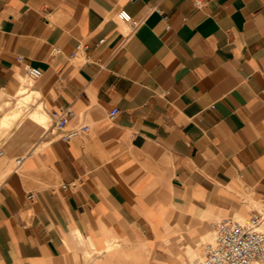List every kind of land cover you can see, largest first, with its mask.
Returning a JSON list of instances; mask_svg holds the SVG:
<instances>
[{"label":"crops","instance_id":"0c3cea01","mask_svg":"<svg viewBox=\"0 0 264 264\" xmlns=\"http://www.w3.org/2000/svg\"><path fill=\"white\" fill-rule=\"evenodd\" d=\"M0 150V264H194L264 215V0H0Z\"/></svg>","mask_w":264,"mask_h":264},{"label":"built area","instance_id":"2783aa9c","mask_svg":"<svg viewBox=\"0 0 264 264\" xmlns=\"http://www.w3.org/2000/svg\"><path fill=\"white\" fill-rule=\"evenodd\" d=\"M194 2L199 4L200 0ZM116 16L126 22L130 30L136 28L140 22L125 8H119ZM25 73L29 78H37L41 75L42 69L39 66L27 65ZM117 111V107H112L108 112L109 117L113 118ZM51 117L58 128L64 126L66 116L62 113L53 110ZM87 129V124H80L62 131L60 137L67 140ZM263 218L264 215L258 212L245 221L218 219L214 223L213 238L203 243V252L194 264H264V230L259 228Z\"/></svg>","mask_w":264,"mask_h":264},{"label":"bare ground","instance_id":"6f19581e","mask_svg":"<svg viewBox=\"0 0 264 264\" xmlns=\"http://www.w3.org/2000/svg\"><path fill=\"white\" fill-rule=\"evenodd\" d=\"M32 115L35 116L38 120H41V118H42V115L39 112H37V111H35Z\"/></svg>","mask_w":264,"mask_h":264},{"label":"rangeland","instance_id":"374dc122","mask_svg":"<svg viewBox=\"0 0 264 264\" xmlns=\"http://www.w3.org/2000/svg\"><path fill=\"white\" fill-rule=\"evenodd\" d=\"M201 256V255H200Z\"/></svg>","mask_w":264,"mask_h":264}]
</instances>
